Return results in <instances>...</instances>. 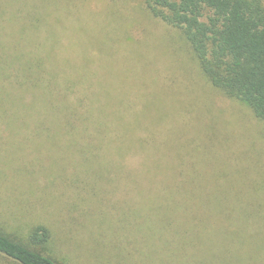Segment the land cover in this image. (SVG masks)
<instances>
[{
	"label": "rangeland",
	"instance_id": "1",
	"mask_svg": "<svg viewBox=\"0 0 264 264\" xmlns=\"http://www.w3.org/2000/svg\"><path fill=\"white\" fill-rule=\"evenodd\" d=\"M3 44L36 46L61 83L77 81L71 94L101 96L120 116L106 119L113 142L81 147L46 136L53 126L28 123L1 81V231L26 239L47 227L48 251L61 264H162L148 230L156 218L145 213L162 190L144 188L149 177L165 173L176 184L175 168L206 185L202 172H227L221 181L243 192L232 204H264V122L212 87L182 32L143 0H0ZM128 127L136 142L148 130L150 145L121 153L115 142L127 140ZM159 161L170 162L169 173ZM134 171L145 186L128 183Z\"/></svg>",
	"mask_w": 264,
	"mask_h": 264
},
{
	"label": "trees",
	"instance_id": "2",
	"mask_svg": "<svg viewBox=\"0 0 264 264\" xmlns=\"http://www.w3.org/2000/svg\"><path fill=\"white\" fill-rule=\"evenodd\" d=\"M143 1L154 17L182 32L212 87L248 106L264 122V0ZM48 57L36 46L1 45L0 82L6 83L5 94L19 102L28 123L53 126L51 132L41 134L85 143L81 147L112 141L106 119L120 116L119 109L108 111L109 103L101 96L88 100L84 93L71 94L70 85L77 81L61 83L45 64ZM116 128L115 136H122ZM128 128L127 140L115 142L121 153L138 149L137 143L144 148L150 145L148 130L136 142L135 128ZM156 164L157 169L170 168L168 161ZM120 166L125 174L126 159ZM172 169L176 184L165 173L157 180L147 176L146 186L138 181L137 172L126 174L128 183L162 190L153 197L152 210H145L152 213V221L156 218L148 230L157 239L162 264H264V204H232L234 197L242 200L243 192L225 186L221 179L230 180L227 172H202L210 178L205 185L187 172ZM193 197L197 203L189 202ZM51 237L43 225L33 228L26 239L0 230V263L61 264L48 251Z\"/></svg>",
	"mask_w": 264,
	"mask_h": 264
}]
</instances>
